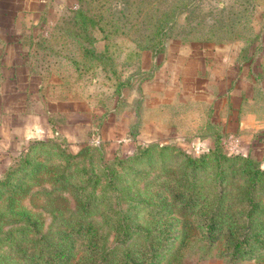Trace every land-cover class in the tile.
<instances>
[{
    "label": "rangeland",
    "instance_id": "obj_1",
    "mask_svg": "<svg viewBox=\"0 0 264 264\" xmlns=\"http://www.w3.org/2000/svg\"><path fill=\"white\" fill-rule=\"evenodd\" d=\"M75 4L49 0L44 9L40 27L51 35L43 43L50 47L45 60L54 115L48 132L20 142L7 167L27 158L26 170L38 166L37 174L13 197L0 199V236L24 217L38 233L0 244V264L26 262L40 248L39 234L51 241L65 220L80 217L98 227V239L79 241L66 264L157 243L167 249L160 264H264V258L232 260L227 253L225 230L245 214L239 193L246 182L227 178L218 187L214 169L195 180L184 155L218 147L264 167V0H91L103 15L101 27L90 29L92 43L67 35ZM172 5L174 24L155 52L151 23ZM58 71L61 87L53 77ZM230 135L238 139L235 152ZM148 145L154 146L140 160L106 165ZM162 145L179 151L160 152ZM105 166L115 172L113 183ZM84 171L100 180L87 182ZM75 184L103 196L106 206L84 212ZM216 205L233 215L220 221L222 233L214 239L203 225ZM126 219L137 231L122 242L116 225Z\"/></svg>",
    "mask_w": 264,
    "mask_h": 264
},
{
    "label": "trees",
    "instance_id": "obj_2",
    "mask_svg": "<svg viewBox=\"0 0 264 264\" xmlns=\"http://www.w3.org/2000/svg\"><path fill=\"white\" fill-rule=\"evenodd\" d=\"M75 1V7L69 10L72 16L69 18L68 23L72 28H69L67 35L81 36V38L84 37L89 43H92L94 38L90 35V29H93L95 26L99 27V21H101L103 16L100 8L102 5L94 7V5L90 4L91 0ZM98 1L101 2V0ZM103 1L105 3V0ZM188 6V2L184 1L182 7L187 8ZM174 9L175 6H170L166 11L161 12L159 17L155 18L151 23L153 32L150 47L155 52H161L164 48V43L168 37L167 33L174 24ZM114 28L118 29L117 26H114ZM83 50L85 51V55H87V52L93 54L89 48L83 47ZM153 146H138L134 153L124 158H115L110 164L106 163V165L110 166L114 164L119 167L126 161L140 160L149 154L148 152ZM160 147V152L179 151L177 147L171 145H162ZM65 155L68 156L67 154ZM184 155L187 166L191 170L192 177L195 180L202 178L201 174L205 173L208 169H214L216 172L215 181L218 187L227 178H242L246 182L245 188H241L239 193L240 202L246 207L245 214L242 219L240 218V221L226 227L225 230L229 242L227 253L232 260L263 259L264 216L260 215L259 212L262 207V199H264V167L260 166L259 162L248 154H224L218 147L209 148L196 156ZM71 157L74 156L71 155ZM30 163V160L25 158L23 162L16 163V167L11 166L6 169L0 177V199L13 197L23 187V183L27 178H31L37 174L38 166L26 170L30 166ZM108 166H105L107 172L105 175L108 181L113 183L115 172ZM23 170H25L23 174H16V172H22ZM84 176L87 182L90 183L100 180L99 176L90 174L87 171H84ZM72 189L84 212L95 209L98 205L106 206L103 196L100 198L95 197L86 191L85 186L75 184ZM195 196H192V199L190 198L191 201L194 200ZM225 207L226 205L214 206L204 222L203 229L206 231L205 233L211 235L214 239L222 233L220 221L222 220L223 223L226 219L231 220L232 218L233 211L228 206L227 208ZM124 219L125 217H122L121 221ZM116 228L121 235L120 239L122 242L126 240L130 233L137 231V227H132L128 219H126V224H117ZM37 233L36 223L29 217H26V219L24 217L21 225L8 228L0 236V244L11 243L15 236L24 237L27 234ZM98 233V227L91 220L84 217L65 220L63 227L55 235H52L51 241H49L50 235L39 234L36 240L39 245L41 244L40 248L37 252L29 255L26 262H20L19 264H66L71 257L75 245L79 241L89 239L95 242L98 239ZM165 235L168 237L169 234ZM166 251L167 249L158 243L149 244L148 246L136 248L132 252L131 250H125L120 257L114 256L108 258L105 256L101 260L90 259L80 264H160L162 254Z\"/></svg>",
    "mask_w": 264,
    "mask_h": 264
},
{
    "label": "crops",
    "instance_id": "obj_3",
    "mask_svg": "<svg viewBox=\"0 0 264 264\" xmlns=\"http://www.w3.org/2000/svg\"><path fill=\"white\" fill-rule=\"evenodd\" d=\"M48 2L0 0V176L20 142L50 130L52 74L45 60L50 47L43 41L51 35L40 27ZM53 77L61 87V72Z\"/></svg>",
    "mask_w": 264,
    "mask_h": 264
},
{
    "label": "built area",
    "instance_id": "obj_4",
    "mask_svg": "<svg viewBox=\"0 0 264 264\" xmlns=\"http://www.w3.org/2000/svg\"><path fill=\"white\" fill-rule=\"evenodd\" d=\"M228 144L231 147V148H229L231 152H235L239 147L238 139L236 137H234L233 135H230L228 137Z\"/></svg>",
    "mask_w": 264,
    "mask_h": 264
}]
</instances>
